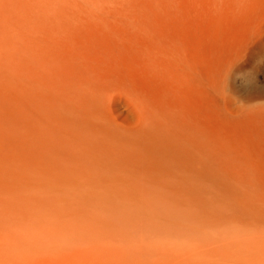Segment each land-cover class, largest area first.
<instances>
[{"label":"rangeland","instance_id":"obj_1","mask_svg":"<svg viewBox=\"0 0 264 264\" xmlns=\"http://www.w3.org/2000/svg\"><path fill=\"white\" fill-rule=\"evenodd\" d=\"M0 264H264V0H0Z\"/></svg>","mask_w":264,"mask_h":264}]
</instances>
